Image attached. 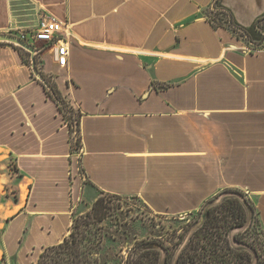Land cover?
Instances as JSON below:
<instances>
[{"label":"crops","instance_id":"1","mask_svg":"<svg viewBox=\"0 0 264 264\" xmlns=\"http://www.w3.org/2000/svg\"><path fill=\"white\" fill-rule=\"evenodd\" d=\"M213 1L0 0V34L67 23V65L37 58L81 140L78 160L44 83L0 43V264H35L67 236L72 204L100 193L176 217L241 190L264 236V44L212 28ZM222 5L243 27L264 15V0Z\"/></svg>","mask_w":264,"mask_h":264},{"label":"trees","instance_id":"2","mask_svg":"<svg viewBox=\"0 0 264 264\" xmlns=\"http://www.w3.org/2000/svg\"><path fill=\"white\" fill-rule=\"evenodd\" d=\"M205 17L212 28L227 29L235 39L251 45L253 50L264 44V15L252 25L243 27L222 5V0H214ZM16 49L23 61L31 64L25 59L29 53ZM34 67L68 128L71 149L73 129L77 133L76 148H81L80 114L62 97L52 77L42 72L41 62L35 56ZM120 198L100 193L90 212L74 221L68 236L56 245L42 248L35 264H112L104 248L107 234L98 225L109 216L107 205L110 201ZM187 215L193 216V221L178 234L172 248L157 238L135 241L128 248L127 258L115 264H264V236L254 203L241 190L225 189Z\"/></svg>","mask_w":264,"mask_h":264},{"label":"rangeland","instance_id":"3","mask_svg":"<svg viewBox=\"0 0 264 264\" xmlns=\"http://www.w3.org/2000/svg\"><path fill=\"white\" fill-rule=\"evenodd\" d=\"M249 47L252 48L251 45ZM39 49L36 48V50ZM39 54L36 53L35 57H38ZM25 59L30 61L29 56H25ZM72 120L73 118L70 119V121ZM71 138L74 157L79 160L80 150L76 148L74 143L77 138L75 130L71 134ZM94 201L81 198L78 202L72 204L70 228L76 219L82 218L90 212L91 205ZM107 208L109 210V216L98 227H102V230L107 234L106 238L108 240L105 242L104 248L107 252L108 260L112 261V264L118 262L119 259L124 261V258L128 256V248L133 246L135 241L146 238H157L165 242L167 247L172 248V245L177 242L178 234H181L194 218L191 215L176 217L156 215L136 198L113 199L107 205ZM40 252L39 248H37L31 254L35 256ZM6 256H8L7 252ZM3 262V264H17L16 254H13L12 259L6 262L3 260Z\"/></svg>","mask_w":264,"mask_h":264},{"label":"built area","instance_id":"4","mask_svg":"<svg viewBox=\"0 0 264 264\" xmlns=\"http://www.w3.org/2000/svg\"><path fill=\"white\" fill-rule=\"evenodd\" d=\"M67 27V23L44 18L39 22L35 30H19L17 34L12 35L32 46L36 53L43 54L48 52L53 63L60 68H64L68 63L69 54L64 34ZM36 48L40 49L36 50ZM75 134H77L76 131ZM78 150L81 152V148H78Z\"/></svg>","mask_w":264,"mask_h":264},{"label":"water","instance_id":"5","mask_svg":"<svg viewBox=\"0 0 264 264\" xmlns=\"http://www.w3.org/2000/svg\"><path fill=\"white\" fill-rule=\"evenodd\" d=\"M4 42L14 44L15 46L29 53L33 74L38 80L43 82L42 76L34 67V56H35L34 48L30 46L29 44H27L26 42L22 41L21 39L13 36L12 34H0V43H4Z\"/></svg>","mask_w":264,"mask_h":264}]
</instances>
